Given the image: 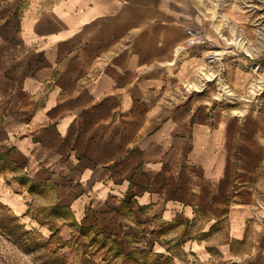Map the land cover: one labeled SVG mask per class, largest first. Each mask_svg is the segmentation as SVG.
Returning <instances> with one entry per match:
<instances>
[{
	"label": "crops",
	"instance_id": "0c3cea01",
	"mask_svg": "<svg viewBox=\"0 0 264 264\" xmlns=\"http://www.w3.org/2000/svg\"><path fill=\"white\" fill-rule=\"evenodd\" d=\"M208 2L0 0V202L21 224L175 264H264V103L191 95L222 51L215 15L240 19ZM199 25L207 43L177 52Z\"/></svg>",
	"mask_w": 264,
	"mask_h": 264
},
{
	"label": "rangeland",
	"instance_id": "374dc122",
	"mask_svg": "<svg viewBox=\"0 0 264 264\" xmlns=\"http://www.w3.org/2000/svg\"><path fill=\"white\" fill-rule=\"evenodd\" d=\"M208 3L234 9L240 19L226 17L222 12L215 15L211 29L215 40L224 41L219 49L223 52L214 50L208 54L213 73L198 77L191 95L230 109L254 108L264 103V0ZM210 57L213 60L209 61ZM237 69L245 73L240 84L235 83L232 73ZM45 214L48 213L42 212ZM41 236L37 229L21 224L0 202V264H175L172 256L163 259L149 249L113 243L92 228L76 226L71 238L64 241L55 235L47 239ZM128 254L131 256L126 259Z\"/></svg>",
	"mask_w": 264,
	"mask_h": 264
},
{
	"label": "built area",
	"instance_id": "2783aa9c",
	"mask_svg": "<svg viewBox=\"0 0 264 264\" xmlns=\"http://www.w3.org/2000/svg\"><path fill=\"white\" fill-rule=\"evenodd\" d=\"M207 42L206 38V29L204 26L200 27H193L186 29V39L184 42L183 47H179L177 52H181L184 49L194 48V47H201ZM213 58H209L210 60ZM259 106V105H258Z\"/></svg>",
	"mask_w": 264,
	"mask_h": 264
},
{
	"label": "trees",
	"instance_id": "16d2710c",
	"mask_svg": "<svg viewBox=\"0 0 264 264\" xmlns=\"http://www.w3.org/2000/svg\"><path fill=\"white\" fill-rule=\"evenodd\" d=\"M130 256H131L130 254L125 255V258H126V259H129Z\"/></svg>",
	"mask_w": 264,
	"mask_h": 264
}]
</instances>
